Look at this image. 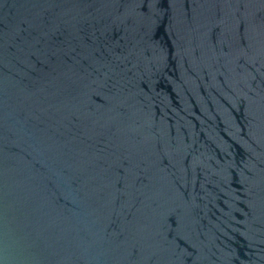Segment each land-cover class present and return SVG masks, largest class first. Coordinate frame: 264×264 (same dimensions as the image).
I'll use <instances>...</instances> for the list:
<instances>
[{
	"label": "water",
	"instance_id": "1",
	"mask_svg": "<svg viewBox=\"0 0 264 264\" xmlns=\"http://www.w3.org/2000/svg\"><path fill=\"white\" fill-rule=\"evenodd\" d=\"M0 264H264V0H0Z\"/></svg>",
	"mask_w": 264,
	"mask_h": 264
}]
</instances>
